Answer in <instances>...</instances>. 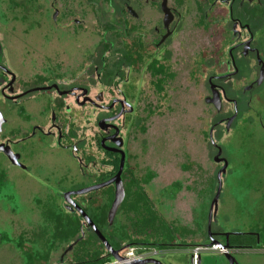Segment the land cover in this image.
Segmentation results:
<instances>
[{
	"label": "rangeland",
	"instance_id": "1",
	"mask_svg": "<svg viewBox=\"0 0 264 264\" xmlns=\"http://www.w3.org/2000/svg\"><path fill=\"white\" fill-rule=\"evenodd\" d=\"M53 1L0 0V42L9 65L28 79L43 65L71 73L85 63L82 68L86 69L92 96L103 93L104 101L111 102L125 93L134 100L136 111L127 117L124 131L131 148L128 176L139 182L171 228L180 229L184 246L209 244V209L223 166L214 161L219 151L214 144L219 145L229 167L222 176L212 235L219 242L227 232L257 231L264 244V128L260 126V117L264 118V85L250 98L245 97L239 105L238 118L228 129L227 122L216 123L233 113L232 106L224 100L220 112L206 101L211 96L210 76L223 75L218 82L225 86L229 97L236 95L235 88L241 94L247 83L246 75H236L233 81L227 78L231 67L225 63L229 46L226 33L200 26L187 0L181 30L172 44L159 52L167 69L160 82L163 76H152L146 62L120 67L119 52H115L122 48L123 40L129 45L135 40L130 26L125 30L130 34L124 38L122 33L120 0H58L57 8L64 17L58 23L51 18ZM152 15L143 20H156L157 12ZM69 16L84 20L85 25L77 27L72 21L67 26ZM250 22L251 28L257 30V45L264 52V17H252ZM108 48L109 57L105 54L103 61ZM257 73L250 78H256ZM4 107L0 101L3 112ZM92 110L89 118L93 146L92 125L99 111ZM39 161L36 176L29 177L10 166L0 154V172L8 173L7 187L0 190V264H69L82 255L78 245L69 250L81 232L85 246L101 249L83 223L78 231L66 222L62 237L55 234L52 218L57 214L64 218L73 215L62 208V192L73 187L72 177L80 178L74 159L66 151H59ZM100 212L90 210L88 214L96 217ZM103 214L106 217L107 210ZM134 217V212L125 208L118 212L114 223L130 224ZM104 227H108L107 223ZM152 250L155 251H149ZM128 252L131 246L121 251L124 255ZM165 259L172 264H190L186 249L169 252ZM239 259L241 264H264V247L242 253Z\"/></svg>",
	"mask_w": 264,
	"mask_h": 264
},
{
	"label": "flooded vegetation",
	"instance_id": "2",
	"mask_svg": "<svg viewBox=\"0 0 264 264\" xmlns=\"http://www.w3.org/2000/svg\"><path fill=\"white\" fill-rule=\"evenodd\" d=\"M57 1L54 0L50 5L53 10L51 18L54 23L64 19L57 8ZM120 1L122 7L120 6L118 18L124 25L122 32L124 38L130 34L125 31L127 26H130L131 32L135 34V40L132 43L130 42V45L123 40L122 48L115 52V55L119 52V60L122 62L120 67L125 65L133 67L138 64L143 65L146 62L152 76H163L159 79L161 82L167 74V69L164 60L159 59V52L171 45L173 38L181 30L180 24L182 23L187 0ZM188 3L193 5L194 15L200 26L209 30L219 29L221 32L226 33L229 46L225 63L231 67V70L226 74L227 78L233 81L234 76H241V74L242 76L246 75L245 78H247V83L243 86L241 94L240 90L234 89V86L231 85L236 95L229 97L225 86L218 82L223 78V75L210 76L208 82L211 96L212 86L214 85L222 96L221 107L225 100L233 109V113L229 117L225 116L216 123V125H223L236 112L235 118H238L239 105L244 103L245 97L250 98L264 85V52L257 45V30L251 28L250 22L252 17H264V0H188ZM154 11L158 14L156 20L154 18L143 20L144 17L153 16ZM72 21L77 27L82 28V25H85L84 20L77 17L73 19L70 16L65 23L69 26ZM261 28L263 29V26ZM107 50L110 49L108 48L104 52L103 61L106 59L105 54H108ZM153 52H157V54L153 56ZM87 54L86 51L85 55ZM6 57L7 55L2 47L0 57V101L5 105V111H0L5 121L0 130V154L3 155L4 161L10 163V166L16 167L20 172H24L26 176L35 177L34 171L39 170L35 169L36 165H40L39 160L49 159L54 153L66 151L67 155L76 162L75 168L79 170L80 178L79 180L74 177L71 178L73 187L63 191L62 193L65 195L67 192H76L109 181L119 172L124 158L121 181L125 189V198L117 214L125 209L126 201L129 198L128 191L136 181V179L134 180L128 176L131 148L129 147L130 140L124 132L127 127V117L131 118L136 111L134 100L125 93H123V97L114 98L111 102L104 101L105 95L103 93L92 96L86 69L82 68L85 63L76 72L69 73L68 69L60 72L61 70L52 67L46 61L45 64L49 65H43L39 71L26 79L23 73L16 72L9 65ZM107 57H109V54ZM257 71V77L251 79L250 77ZM102 74L103 71H101ZM119 75V72H117L116 76ZM260 78L261 81L259 82ZM210 104L214 106L212 103ZM247 104L249 105V102ZM91 108L93 112L94 109L99 111L95 112V122L92 125L93 146L90 137L89 115ZM214 108L217 110L215 106ZM220 110L222 111V108ZM260 126L264 128V118L261 117ZM211 130L209 136H211ZM214 145L220 148L219 145ZM91 148L94 150L92 151ZM7 151L11 152V155H16L14 161L17 163H13ZM7 174L6 171L0 172V190L7 187ZM114 195L115 184L111 183L87 193L72 195L71 198L88 213L90 210L99 211L104 208L108 202L110 203L113 200ZM80 196L82 198L78 199L77 197ZM107 196L111 197L107 199ZM62 205L65 211L73 215H80L77 211L68 209L66 203L62 202ZM80 220L86 225L83 218H80ZM86 227L88 229L87 225ZM208 227L209 220L207 236L210 239ZM81 233L79 237L83 238V232ZM211 233L213 234L212 231ZM237 233L254 234L257 244L260 246L241 248L238 245L230 244L229 236L223 234L220 237V243H229L230 251L227 253L233 258H229L225 253L219 251L215 253L204 251L201 253L197 264H241L239 257L241 258L242 253L252 252L256 249L261 250L264 247L261 242V232H234V234ZM76 244L77 240L72 242L69 250L74 248ZM175 245L177 246L164 250L154 249L155 251L151 257H145L141 260L155 259L163 264H172V262L169 263L165 259L167 253L186 249L190 255V264H194L190 254L192 246H184L179 242ZM134 247L139 251L138 246Z\"/></svg>",
	"mask_w": 264,
	"mask_h": 264
},
{
	"label": "trees",
	"instance_id": "3",
	"mask_svg": "<svg viewBox=\"0 0 264 264\" xmlns=\"http://www.w3.org/2000/svg\"><path fill=\"white\" fill-rule=\"evenodd\" d=\"M134 182L135 183L131 186L132 188L128 191L129 198L126 201L125 206L127 211H132L135 214V217L130 220V224L124 223L123 225L116 226L114 223L115 221L113 224H109L108 211L113 200L110 203L108 202V204L100 210L101 212L98 211L100 213L97 214L96 217L90 216L97 227L105 235L108 242L117 250H122L126 245L131 247L138 246L139 248L164 250L177 246L175 245L177 242L182 244L181 242L185 241V238H183L182 234L180 235V229L171 228V225L163 216L159 214L157 208L150 201L143 188L139 185V182ZM109 197L111 196H107V199ZM112 199H114V197ZM106 210L107 214L105 217L103 212ZM79 216L72 215V218H64L63 216L57 214L53 217L52 219H54L56 226V236L59 238L62 237V227H64L67 223H69V226H71L72 229L75 228L79 231L81 228L80 223H82L80 220L81 216L80 218ZM104 223H107L108 227H104ZM187 230L188 229L184 228L181 229L183 233L189 234ZM87 231L94 235L96 240L101 245V249L95 248L90 250V248L85 246L86 242L84 237H78V239H76V245H78L79 249H81L79 252L82 253V255L80 254V257H77L74 262H70L69 264H106L114 261V257L106 250L103 243L94 234V232L89 229H87ZM229 243L232 245L234 244L235 246L238 245V247L241 248L260 246L257 244L255 235L251 233L229 234Z\"/></svg>",
	"mask_w": 264,
	"mask_h": 264
},
{
	"label": "water",
	"instance_id": "4",
	"mask_svg": "<svg viewBox=\"0 0 264 264\" xmlns=\"http://www.w3.org/2000/svg\"><path fill=\"white\" fill-rule=\"evenodd\" d=\"M2 55V45L0 42V57ZM261 81V78L259 79V82ZM206 101L208 103H212L217 110L221 109V104H222V96L221 93L215 89V86H212V96L211 97H207ZM237 115V112L229 119V121L227 122V129L230 127L232 121L235 119ZM4 118L3 115L0 111V130H1V126L4 123ZM211 138H212V130H211ZM1 150V147H0ZM218 153L217 155L214 157V161L217 163H223V166L220 168L219 172H218V176H217V180H218V188L215 194V197L213 198L211 205H210V209H209V216H208V220H209V227H208V231H209V244L207 245H211V244H220L221 248L223 249H229L230 245L229 243L226 244H221L219 243L217 240L213 239L212 237V233H211V222L212 219L216 216L217 214V209H218V201H219V197L221 194V190H222V176H224L226 174L227 168H228V161L221 156V148L218 147ZM7 154H9V156H11V160L13 161V163H17L14 161V159L16 158V155H11V152L7 151ZM13 156V158H12ZM123 164H124V158L122 159L121 162V167L119 172L109 181H106L100 185L97 186H93V187H89L86 189H82L76 192H67L64 195V199H65V203L68 209H70L71 211H77L81 218L84 219V222L86 223V225L88 226V229L93 231L94 234L99 238V240L103 243L104 247L106 248V250L114 257L115 260L120 261L123 260L124 258L120 255L121 250H117L115 249L107 240V238L105 237V235L101 232V230L97 227V225L95 224V222L92 220V218L88 215L87 212H85L80 206H78L71 198L72 195H78V194H83V193H87L89 191L95 190V189H99L101 187L107 186L111 183L115 184V195H114V199L112 201V204L110 206V209L108 211V222L109 224H113L115 216L117 214V211L119 209V207L121 206V204L123 203V200L125 198V189L123 187L122 181H121V173L123 170ZM229 234H234V232H227L225 233V235L228 237ZM239 234V233H237ZM258 241H259V236H258ZM126 247H129V245H126ZM225 255L229 258H233L231 255H229L228 253H225ZM148 263H154V264H163L161 261L159 260H155V259H146V260H137V261H128L125 264H148Z\"/></svg>",
	"mask_w": 264,
	"mask_h": 264
},
{
	"label": "built area",
	"instance_id": "5",
	"mask_svg": "<svg viewBox=\"0 0 264 264\" xmlns=\"http://www.w3.org/2000/svg\"><path fill=\"white\" fill-rule=\"evenodd\" d=\"M149 250L151 249H146V248H139V251L135 247H131V252L126 253L125 255L120 252V255L124 258L123 260L117 261L114 260L117 264H125L128 261H134V260H141L144 259L145 257H151L154 251L150 252ZM204 251H213V252H221V253H227L230 250L229 249H223L221 248L220 244H211V245H195L191 247L190 249V254H191V259L193 260L194 264H197L198 259L201 255L202 252ZM106 263V264H110Z\"/></svg>",
	"mask_w": 264,
	"mask_h": 264
}]
</instances>
